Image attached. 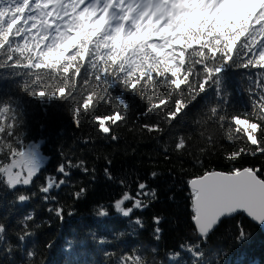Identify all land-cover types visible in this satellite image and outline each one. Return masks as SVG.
Segmentation results:
<instances>
[{"label": "snow or ice", "instance_id": "1", "mask_svg": "<svg viewBox=\"0 0 264 264\" xmlns=\"http://www.w3.org/2000/svg\"><path fill=\"white\" fill-rule=\"evenodd\" d=\"M232 69L247 73L251 111L229 118L221 113L229 102L226 82ZM0 81H8L14 89L0 97V188L14 195V204L39 197L49 205L47 211L63 222L74 210L60 204L51 192L69 182L72 168L93 179L95 169L83 160L61 162L36 191H21L35 184L43 159L38 145L24 142L23 98L44 110L54 101L65 104L77 127L82 115L103 104L111 113L94 115L93 122L116 142L119 136L112 126L125 121L134 109H138L136 120L156 115L155 122H143L141 127L162 138L193 102L212 91L216 103L206 115L219 122L221 131L227 124V139L234 134L244 138V145L226 152L224 158L264 156V0H0ZM204 139L215 146L213 134ZM189 142V137L177 135L172 149L186 152ZM110 169L111 160H106L104 175L113 179ZM262 171L255 167L206 170L187 180L196 240L169 253V264H181L184 254L191 264H211L203 246L228 218L245 214L264 226ZM158 176L156 171L150 173L153 180ZM87 192V187H78L71 198L80 200ZM156 196L146 180L138 179L135 193L124 191L109 204L98 203L93 214L100 221L112 209L131 219L135 210L148 207ZM35 217V210L24 214L18 229L0 219V245H4L0 250L5 255H13L41 227ZM162 220L153 217L157 240ZM132 223L143 227L139 217ZM237 227L236 239L243 242L248 233L242 225ZM10 234L14 244L8 242ZM90 235L98 244L109 243L96 231ZM123 235L117 232L115 239ZM52 245L48 241L46 247ZM25 255L27 264H43L35 251L25 250ZM105 255L115 258V264H148L137 249Z\"/></svg>", "mask_w": 264, "mask_h": 264}, {"label": "trees", "instance_id": "2", "mask_svg": "<svg viewBox=\"0 0 264 264\" xmlns=\"http://www.w3.org/2000/svg\"><path fill=\"white\" fill-rule=\"evenodd\" d=\"M246 77L247 73L243 70L229 71L226 82L229 102L221 115L230 118L232 114L243 115L245 111H251ZM12 93L14 89H11L9 82L0 81V97ZM23 99L26 108L25 125L21 129L24 142L26 145H38L45 159L35 184L20 190L36 191L44 177L53 174L56 167L66 161L73 164L85 161L89 169H95V179L91 174L72 168L69 182L51 192L60 204L71 206L74 210L73 215H65L63 222L47 211L49 205L39 197L26 204H14V195L0 188V219L11 224L13 229H18L22 216L35 210V222L41 224L13 255H5L0 250V264H11L12 261L27 264L29 258L25 250L35 251L43 264H115V258L106 256L105 252L120 254L134 249L139 250L148 264H169V253L179 250L182 244L196 240L191 227L187 180L206 170L227 171L232 167L264 170V156L259 154H246L237 161L224 158L226 152L243 146L244 138L234 134L231 140L227 139V124L221 131L219 122L206 115L207 109L216 103L212 91L193 102L187 114L162 138L154 137L141 127L143 122H155L156 115L152 114L146 120H136L138 109H134L125 121L112 126L113 134L119 136L116 142L103 134L93 122L94 115L111 113L112 110L103 104L93 112L82 115V123L77 127L65 104L54 101L44 110L35 101L27 97ZM142 108L143 105H139V109ZM209 134H213L215 146L204 139ZM177 135L190 138L186 152L173 151L172 142ZM106 160H111L113 179L104 175ZM153 171L159 173L155 180L150 177ZM138 179L146 180L157 192L156 198L148 202V207L135 210L131 219L110 209L109 217L97 221L93 214L94 207L98 203L109 204L124 191L135 193ZM121 180L125 181L124 185H121ZM78 187H87V195L73 200L71 194ZM154 216L163 217L159 240L154 237ZM137 217L143 222L142 228L132 223ZM237 225H242L248 233V238L243 242L236 239ZM92 231L107 236L109 243L101 245L93 241L90 235ZM117 232L124 235L115 239ZM48 241H53L50 248L46 247ZM8 242L14 244L15 237L10 234ZM3 247L0 245V249ZM203 250L211 264H264V234L240 214L221 223L207 239ZM181 264H191L190 257L184 254Z\"/></svg>", "mask_w": 264, "mask_h": 264}, {"label": "water", "instance_id": "3", "mask_svg": "<svg viewBox=\"0 0 264 264\" xmlns=\"http://www.w3.org/2000/svg\"><path fill=\"white\" fill-rule=\"evenodd\" d=\"M219 171V170H218ZM189 187V186H188ZM246 218H248L250 221H252L249 217H247L245 214H243ZM256 226H258L260 228V230L262 231V233L264 234V226L260 225L257 222L252 221Z\"/></svg>", "mask_w": 264, "mask_h": 264}, {"label": "rangeland", "instance_id": "4", "mask_svg": "<svg viewBox=\"0 0 264 264\" xmlns=\"http://www.w3.org/2000/svg\"><path fill=\"white\" fill-rule=\"evenodd\" d=\"M39 151H40V149H39ZM40 154H41V153H40ZM41 156H42V154H41ZM42 158H43V159H42V165H43V163H44V159H45V158H44L43 156H42Z\"/></svg>", "mask_w": 264, "mask_h": 264}]
</instances>
